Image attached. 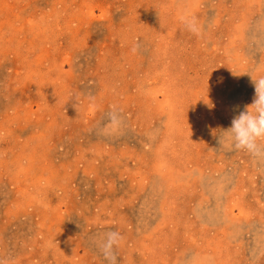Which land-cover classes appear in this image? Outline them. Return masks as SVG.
I'll use <instances>...</instances> for the list:
<instances>
[{"label":"rangeland","instance_id":"rangeland-1","mask_svg":"<svg viewBox=\"0 0 264 264\" xmlns=\"http://www.w3.org/2000/svg\"><path fill=\"white\" fill-rule=\"evenodd\" d=\"M260 75L264 0H0V261L264 264Z\"/></svg>","mask_w":264,"mask_h":264},{"label":"clouds","instance_id":"clouds-1","mask_svg":"<svg viewBox=\"0 0 264 264\" xmlns=\"http://www.w3.org/2000/svg\"><path fill=\"white\" fill-rule=\"evenodd\" d=\"M182 21L189 31L197 33L195 18L182 17ZM133 53L136 47L132 48ZM254 86V96L252 102L244 106V109L235 115L231 120V126L224 130L226 140L237 150H246L254 156H264V145L258 143L264 141V75L256 79L251 77ZM110 122L113 126H118L120 121L115 110L110 113ZM123 239L121 234L110 231L100 244L101 252L109 264H116L117 258L114 254V246H117ZM0 264H4L0 261Z\"/></svg>","mask_w":264,"mask_h":264}]
</instances>
